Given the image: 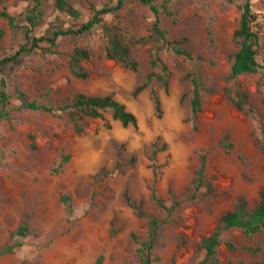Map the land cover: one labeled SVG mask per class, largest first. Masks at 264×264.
Returning a JSON list of instances; mask_svg holds the SVG:
<instances>
[{"label": "rangeland", "instance_id": "rangeland-1", "mask_svg": "<svg viewBox=\"0 0 264 264\" xmlns=\"http://www.w3.org/2000/svg\"><path fill=\"white\" fill-rule=\"evenodd\" d=\"M57 0H43L46 18L37 34L52 25L77 27L101 8L116 0H66L80 12L78 18L56 7ZM262 23L258 53L264 64V0H252ZM160 9L161 25L169 40L184 39L183 46L200 58L194 60L163 49L162 58L171 70L169 89L153 82L138 95L135 88L159 68L151 65L153 43L132 46L138 61L135 71L106 56L107 37L102 28L61 36L56 52L38 49L22 64L4 69L12 103L18 105V89L30 100L52 107L71 103L77 93H113L136 114L138 124L124 126L111 111L101 118H85L77 131L71 109L46 112L15 110L0 119V248L14 241L13 233L29 223L30 233L19 238L23 246L0 255V264H141L139 247L149 237L148 218L139 217L129 204L144 201V210L162 222L152 264H195L205 256L199 247L219 217L244 195L251 204L264 190V70L227 80L231 56L237 51L234 33L242 13V0H172L173 16ZM23 0L0 1V9L20 16ZM155 16L140 0H127L104 23L117 25L127 36L147 35ZM24 22H21L23 25ZM25 42L22 29L14 30L0 17V57L13 53ZM92 50L84 61L86 79L69 68L76 46ZM197 73L203 85V108L197 126L191 110L192 83L187 73ZM243 89L256 112L238 110L225 94L227 86ZM162 101L158 114L151 90ZM229 133L230 150L222 146ZM156 143V144H155ZM166 145L163 148V145ZM158 149L157 193L170 206L173 191L182 203L172 217L152 199L154 174L150 159ZM70 155L60 167L63 155ZM207 157L205 185L191 198L193 181ZM212 189H209V184ZM71 198L73 210L62 200ZM217 248L219 264L264 262V233L249 237L239 228L226 230ZM232 242L235 250L228 248ZM261 245L257 256L247 247Z\"/></svg>", "mask_w": 264, "mask_h": 264}, {"label": "trees", "instance_id": "trees-1", "mask_svg": "<svg viewBox=\"0 0 264 264\" xmlns=\"http://www.w3.org/2000/svg\"><path fill=\"white\" fill-rule=\"evenodd\" d=\"M3 1V0H0ZM27 2V8L22 15L17 16L11 14L7 9H0V17L8 20L10 27L14 30L22 29L25 42L22 43L13 53L0 57V119L10 118L15 110L32 109L42 110L46 112H54L56 110L71 109V119L75 123L77 131L81 132L82 127L80 121L85 118H101L104 112L111 111L112 117L120 121L124 126H137L138 120L135 113L130 111L124 103L119 101L113 93L104 95H95L87 93H77L72 98L71 103L61 104L57 107H52L48 104L38 103L36 100H30L26 92L18 89V98L20 103L15 105L12 103V96L8 91V82L6 77H1L4 69L11 66H18L23 63L25 56L33 54L36 50L41 49L46 52H56L59 43L58 39L61 36H77L86 32H91L102 28L104 35L107 37L108 45L106 56L109 59L120 62L126 68L133 71L137 69L138 61L132 54V46L146 45L149 43L155 44L151 50V65L153 68H159L150 72L145 81L138 85L134 90V95H138L144 89L149 87L153 82H158L169 89L171 70L168 63L162 58L163 49L173 50L178 55L185 56L188 59L194 60L200 58V55H194L187 50L182 44L185 40H169L167 38L169 31L161 25L159 17L160 9L155 0H140L143 4L148 5L155 20L152 22L149 33L140 36H127L120 26L105 24L104 16L107 14H115L122 9L127 0H116L114 3L104 5L101 8L92 7V17L78 25L77 27H64L62 25H52L47 27L42 34H37L36 29L41 27L45 22L46 9L43 0H23ZM172 0H163L162 8L166 14L173 16L171 9ZM56 7L59 10H67L71 15L78 18L80 12L74 9L66 0H57ZM241 16L238 28L234 33L236 43L239 45L237 51L231 56V70L227 80L231 84H236L237 78L243 74H252L264 70V64L258 59L259 49L262 39V23L259 20V14L255 12L252 0H242ZM21 22H24L21 25ZM92 57V50L86 46L76 45L70 55L69 68L71 73L77 78L86 79L89 77V72L84 66V61ZM184 79L191 80L192 96L190 100L193 121L197 126L199 114L203 108V85L197 73L190 72L184 76ZM152 98L155 104L156 111L159 115L162 113V101L159 93L151 90ZM225 94L235 107L245 112L248 115H253L256 112L255 107L251 104L247 93L233 85L225 88ZM230 135L226 133L222 140V146L228 151L233 144L229 142ZM156 144V143H155ZM166 145H163L165 148ZM158 149H154L150 157L154 174V185L152 187L151 199L160 207L164 208L168 213V218L172 217L174 210L182 203L173 191V203L169 206L165 199L161 197L155 188L156 182L159 179V165L156 163V154ZM70 159V155H63L60 167H62ZM207 166V157L205 154L201 156V166L196 172V177L193 181V187L189 190L192 192L191 198H195L200 189L205 185V172ZM209 189H212V184H209ZM126 198L129 204L135 209L137 215L142 218H148L149 237L141 242L139 247L141 264H152L154 261L153 250L158 242L159 230L162 222L156 216L149 215L144 210V201L132 202L128 192ZM62 200L68 205L70 211L73 210L69 196H63ZM232 228L241 229L245 235L253 237L258 233H264V190L261 191L260 199L251 204L244 195L236 198L232 208L225 211L218 219L214 230L202 238L199 247L205 251L203 259L195 264H219L217 259V248L222 243V235L226 230ZM30 233V225L25 222L18 226L14 231V241L5 248H0V255L12 253L17 247L23 246V241L19 240ZM231 250H235V245L232 242L227 243ZM248 251L257 256L263 248L261 245H253L247 247ZM103 256L101 255L95 264H101ZM175 264V263H173ZM250 264H264L262 261L253 262Z\"/></svg>", "mask_w": 264, "mask_h": 264}]
</instances>
